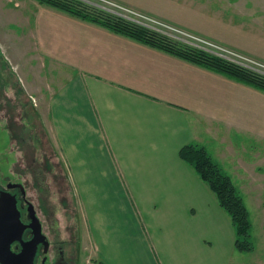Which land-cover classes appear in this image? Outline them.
Returning a JSON list of instances; mask_svg holds the SVG:
<instances>
[{
    "label": "crops",
    "instance_id": "obj_1",
    "mask_svg": "<svg viewBox=\"0 0 264 264\" xmlns=\"http://www.w3.org/2000/svg\"><path fill=\"white\" fill-rule=\"evenodd\" d=\"M71 19L37 31L52 69L44 85L31 69L27 84L49 121L52 167L76 197L84 251L96 264H228L229 217L179 152L195 144L230 158V106L264 107V93ZM244 126L234 138L264 122Z\"/></svg>",
    "mask_w": 264,
    "mask_h": 264
},
{
    "label": "rangeland",
    "instance_id": "obj_2",
    "mask_svg": "<svg viewBox=\"0 0 264 264\" xmlns=\"http://www.w3.org/2000/svg\"><path fill=\"white\" fill-rule=\"evenodd\" d=\"M70 4L85 11L87 15L101 16L102 11L117 19L157 33L174 42L178 47L197 50L264 77V0H71ZM57 17L64 20L72 18L71 20L78 24L97 25L111 33L154 48L142 41L111 31L103 25L83 20L61 10L58 11L53 6L41 4L37 0H0V88L21 89L27 98L31 97L32 102H35L37 95L32 93L30 88L35 86L27 84L31 80L32 70L42 75L41 81L34 76V82L40 81V84L44 85L47 80L48 67L52 69L48 57L51 48H44V51L39 48L43 34L36 36L37 31L50 29L49 26L45 27L46 24L54 22ZM57 23L63 22L61 20ZM166 53L177 57L169 52ZM68 56L66 55L70 58ZM184 61L206 69L194 62ZM258 91L264 93V91ZM259 101V99L242 98L240 107L236 106L237 112H234L233 105L230 106L231 134L228 144H234L237 148L234 152L230 151V158L224 157L227 153L224 150L220 155L222 158L217 159L214 152L211 153L210 148L205 147L212 160L230 177L241 195L249 211L252 225L253 251L239 253L232 245L234 240L230 218L223 211L225 217L229 219L230 228L228 264H264V129L259 134L256 132L240 134L237 136L238 139L232 135L239 134L238 130L246 129L244 125H253L256 128L261 126L264 122V117L262 119L264 107ZM241 102L247 104L243 106ZM40 116L41 113L37 109L36 122L33 121L31 125L32 138H38L36 150L39 161L44 157V153L50 156L52 155L50 152L54 150L47 131L49 121L44 123ZM12 117L15 119L12 126L15 130V137L22 136L24 134L22 126L17 124L13 113ZM2 122L3 120H0V123ZM4 135L6 137L7 133ZM57 171L62 174V166H59ZM46 175L47 178L43 177L44 182L49 183L53 188L55 184L51 174L46 173ZM53 190H57L56 186ZM55 194L60 195V192H55ZM65 197L68 198V202L70 200V211L61 220V226L70 227L72 235L78 241L76 247L80 255L77 264H96V261L92 259L93 256L90 257L84 251V244L82 243L81 246L75 232L77 222L73 202H76V197L72 192H66ZM55 207H59L58 202ZM62 212L60 211V216Z\"/></svg>",
    "mask_w": 264,
    "mask_h": 264
},
{
    "label": "flooded vegetation",
    "instance_id": "obj_3",
    "mask_svg": "<svg viewBox=\"0 0 264 264\" xmlns=\"http://www.w3.org/2000/svg\"><path fill=\"white\" fill-rule=\"evenodd\" d=\"M30 98L18 88H0V264H77L78 241L56 217L69 211L68 191L51 155L44 153L42 163L38 159V138L31 129L37 105ZM12 113L22 136L15 137ZM43 171L51 174L56 191L44 182Z\"/></svg>",
    "mask_w": 264,
    "mask_h": 264
},
{
    "label": "trees",
    "instance_id": "obj_4",
    "mask_svg": "<svg viewBox=\"0 0 264 264\" xmlns=\"http://www.w3.org/2000/svg\"><path fill=\"white\" fill-rule=\"evenodd\" d=\"M37 2L53 6L57 10L80 17L83 20L103 25L111 31L142 41L154 48L169 52L208 70L222 74L231 80L264 91V77L246 68L188 47H178L177 44L157 33L147 31L122 19H117L102 11L101 16L87 15L85 11L70 4L71 0H37ZM179 155L184 162L193 167L198 177L207 184L210 191L215 195L219 207L229 216L234 230V249L239 253L252 252L254 245L249 211L230 177L212 160L203 146L189 144L180 150Z\"/></svg>",
    "mask_w": 264,
    "mask_h": 264
},
{
    "label": "water",
    "instance_id": "obj_5",
    "mask_svg": "<svg viewBox=\"0 0 264 264\" xmlns=\"http://www.w3.org/2000/svg\"><path fill=\"white\" fill-rule=\"evenodd\" d=\"M1 224V223H0ZM39 225V224H38ZM39 234H40V229H39ZM40 240H42V239H40ZM43 241V240H42Z\"/></svg>",
    "mask_w": 264,
    "mask_h": 264
}]
</instances>
